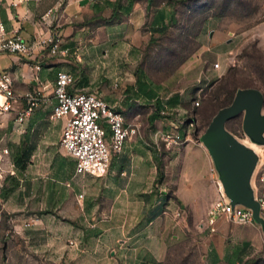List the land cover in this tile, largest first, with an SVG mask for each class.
I'll use <instances>...</instances> for the list:
<instances>
[{"label":"rangeland","instance_id":"374dc122","mask_svg":"<svg viewBox=\"0 0 264 264\" xmlns=\"http://www.w3.org/2000/svg\"><path fill=\"white\" fill-rule=\"evenodd\" d=\"M154 3L171 16L168 29H151L149 12L142 42L131 53L132 45L123 48L121 63L112 68L119 73L111 80L115 86L104 92L115 99L126 94L121 109L127 120L138 124L136 148L149 151L153 158L157 166L154 180L147 190L123 192L125 200L119 197L120 204L111 211L109 198L124 182L107 181L108 174L82 178L72 171L74 161L60 145L62 121L51 119L47 106L38 107L21 131L13 127L3 131L10 156L14 159L23 151L26 155L15 174L0 178V228L5 229L0 233V264H229L225 254L245 241L250 242L245 264H264L261 227L241 225L227 214L211 221L210 211L220 197L215 171L200 179L195 189L188 175L181 173L180 159L175 160L180 151L169 148L160 137L155 143L158 131H173L183 139L190 135L201 146L199 137L215 114L232 103L238 89L254 87L264 93V0ZM139 72L157 97L136 91ZM76 81L78 88L84 84L82 76H76ZM174 95H179L181 103L171 107L167 101ZM158 101L166 104L159 113ZM227 127L240 139L249 140L243 115ZM260 148L262 163L254 179L258 194L264 173V146ZM119 154L113 155L110 168L128 165L116 158ZM4 169L11 170V166L6 163ZM182 180H186L184 190H180ZM61 181L76 202L59 210L49 205L46 196ZM125 201L130 204L128 209L122 204ZM45 216L56 226L33 227L38 217ZM12 219H28L32 225L27 229L18 225L15 231ZM59 225L70 230L65 258L52 248ZM215 252L220 258L217 262Z\"/></svg>","mask_w":264,"mask_h":264},{"label":"crops","instance_id":"0c3cea01","mask_svg":"<svg viewBox=\"0 0 264 264\" xmlns=\"http://www.w3.org/2000/svg\"><path fill=\"white\" fill-rule=\"evenodd\" d=\"M154 1L0 0V22L5 25L7 35L10 36L17 32L35 47L31 57L0 53V68L9 70L12 73L14 90L20 100L19 104L22 106L23 98L29 91H40L48 98V103H43L40 106H47V109H49L48 115L50 116L55 103L54 86L57 75L60 71H67L71 74L74 73L75 78L76 76H82L84 79V84L79 88L77 87L78 81H76L77 89L98 92L107 102L117 106L124 113L121 107L126 94L115 99L107 94L109 92L108 88L109 86H115L113 82L111 83V80L119 76L118 71L114 69L116 64L121 63L119 61L122 59L123 48L128 49L132 45L131 53L132 49L135 46L139 47L138 43L142 42L143 30L148 24L149 12L152 15L149 22L151 29L158 30L164 25V21H160V16L166 14L167 10L163 6H155ZM51 35L58 36L62 47L69 49L67 56H52L49 49L42 50L38 48V42ZM127 60L128 64H132L131 60ZM113 66L114 69H112ZM125 77L128 76L125 75ZM101 88L103 89L101 90ZM106 91L107 93L104 94ZM11 114L13 115L12 118H6L7 115ZM15 114L5 113L0 115V137H2L1 143L3 146L9 147L6 140L7 135H4L3 131L6 130L5 127H13ZM127 121L131 122L130 120ZM166 132L177 134L173 131H158L155 134L156 144H158V137L167 134ZM136 138L137 136L130 138L126 142L124 150L116 157L124 160L128 165L125 167L118 166V169L111 167L107 173L108 175L106 174L108 176L107 181L114 182L118 179L124 182L123 187L118 189L115 195H112L113 197L110 196L109 198L112 206L111 211L113 212L120 204L118 200H125L127 195L123 192L130 189L147 190L149 183L151 184V181L154 180L153 176L157 172V166L153 163L154 160L149 151L142 150V152H139L137 150ZM184 138H180V143L171 144L162 141L169 148L180 151L175 160L180 159L181 173L188 175V181L193 183V187L196 189L200 179L210 175V173L212 176L211 159L205 148H202V145H195L191 141L190 135H186ZM181 145L183 146L181 147ZM157 147L160 148L159 145ZM169 159L172 163L175 161L172 158ZM9 160L17 167L13 157L9 156ZM72 160L74 162L71 169L76 171V162L73 158ZM82 178H84V175ZM141 183L144 184L140 185ZM185 186L186 180H182L180 190H184ZM66 187L67 185L61 181L60 185L56 186L53 194L46 196L47 200H51L48 202L50 206L60 210L69 208L71 204L76 202V198ZM122 204L126 206V209L130 206L128 201ZM12 223L15 226V231L18 229V225L23 228L32 225V222L28 219H12ZM46 224L47 226L51 224L52 227L55 225L49 216H45L38 217L34 221L33 227H42ZM56 229H59V231L56 233L57 238H55L52 248L56 254L65 258L66 255H69L66 241L70 230L68 226L64 225H59ZM4 232L5 229L0 228V233ZM87 235L89 234L87 233ZM82 237H78V239ZM87 238L92 239L94 237ZM101 246H103V242Z\"/></svg>","mask_w":264,"mask_h":264},{"label":"built area","instance_id":"2783aa9c","mask_svg":"<svg viewBox=\"0 0 264 264\" xmlns=\"http://www.w3.org/2000/svg\"><path fill=\"white\" fill-rule=\"evenodd\" d=\"M38 48L49 49L50 54L67 56L68 48H63L58 36L51 35L38 42ZM35 47L19 33L7 35L5 25L0 22V53L31 57ZM220 67L219 63L215 64ZM0 115L14 113L13 129L21 131L25 121L35 109L48 98L42 92L31 90L25 94L22 106L14 90L13 75L9 70L0 68ZM55 103L51 119L62 121L60 137L61 148L76 162V173L94 177L105 176L110 168L113 155L124 150L126 142L137 135L138 124L128 122L122 110L107 102L98 92L77 89L76 78L67 71H60L54 86ZM199 105V101L195 102ZM180 135L162 134L160 139L167 143H180ZM0 137V178L15 174V166L9 160L10 149L2 145ZM8 157V159H6ZM9 164L11 170H5ZM213 170V168H212ZM214 171V170H213ZM263 189L257 193L264 218V173L261 176ZM220 214H227L230 220L241 225L254 224L253 213L244 207L232 208L220 190V197L212 206V222Z\"/></svg>","mask_w":264,"mask_h":264},{"label":"water","instance_id":"95a60500","mask_svg":"<svg viewBox=\"0 0 264 264\" xmlns=\"http://www.w3.org/2000/svg\"><path fill=\"white\" fill-rule=\"evenodd\" d=\"M264 93L254 87L237 90L232 103L221 108L199 137L208 152L220 190L232 208L244 207L253 213L254 224L264 233V218L254 184L262 163L259 148L264 146ZM243 115L244 141L228 129L227 123Z\"/></svg>","mask_w":264,"mask_h":264},{"label":"trees","instance_id":"16d2710c","mask_svg":"<svg viewBox=\"0 0 264 264\" xmlns=\"http://www.w3.org/2000/svg\"><path fill=\"white\" fill-rule=\"evenodd\" d=\"M171 16L166 13L164 15L160 16V21H164V25L159 28L157 31H165L168 29L169 23L168 21H171ZM145 76L143 74V72H139L138 75V79H137V86L138 89L136 91H138L140 94H144L146 95L148 98H155L157 97V94L154 90L153 87H151L149 84H147V82L145 81ZM180 97L179 95H174L168 98L167 101V105L174 107L178 104H180ZM158 113L163 110L166 107V104H162L161 101H158ZM158 114L156 113L152 119L155 120L157 118ZM26 152L23 151L21 154H18L14 157V162L16 164V166H20L23 165L24 162V158H25ZM27 157V156H26ZM157 215V212L154 214V216ZM249 248H250V242H243L242 244H238V245H234L233 247H231L229 249V251L225 254V260L229 263V264H245L248 262V259H246V257H248L250 255L249 252ZM231 250V251H230ZM215 262L219 261L220 258L218 256V254L215 252Z\"/></svg>","mask_w":264,"mask_h":264},{"label":"bare ground","instance_id":"6f19581e","mask_svg":"<svg viewBox=\"0 0 264 264\" xmlns=\"http://www.w3.org/2000/svg\"><path fill=\"white\" fill-rule=\"evenodd\" d=\"M0 100H1V102L4 100L3 96L0 97ZM260 149H261V148H260ZM217 182H218V181H217ZM218 185H219V188H220V184H219V182H218Z\"/></svg>","mask_w":264,"mask_h":264}]
</instances>
